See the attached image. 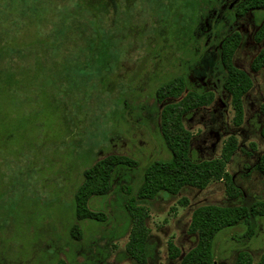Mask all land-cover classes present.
Listing matches in <instances>:
<instances>
[{"label":"rangeland","instance_id":"1","mask_svg":"<svg viewBox=\"0 0 264 264\" xmlns=\"http://www.w3.org/2000/svg\"><path fill=\"white\" fill-rule=\"evenodd\" d=\"M237 2L198 5L196 23L172 36L168 31L173 29L174 9L163 22L148 3L123 0V7L131 11V28L121 43L118 67L103 77L104 72L76 64L81 40L77 35L80 41L72 42L74 26L101 24L100 11L77 5L76 0H0V264H56L58 260L137 264L125 251L132 221L126 201L136 198L147 164L170 158L160 134L159 112L176 99L157 102L155 91L177 76L183 78L182 95L192 90L213 93L210 104L183 117L192 134L191 159L219 157L226 139L235 136L238 148L226 170L244 192L245 201L230 198L223 181H212L201 190L186 188L177 195L161 192L151 200H136L147 211L148 245L153 248L147 264H178L195 244L187 227L196 207L264 200V177L251 170L255 158L264 153L259 111L264 103V69L250 70L264 47V41L254 39L264 12L237 15ZM54 25L69 26L68 43L66 51L51 54L50 26ZM232 32L241 36L233 64L247 72L253 83L243 97L239 126L233 123L231 99L223 88L225 72L218 59L219 43ZM14 50L19 59H5ZM102 79L105 87L100 86ZM108 155L126 156L135 165L118 168L109 192L90 198L89 207L100 211L104 220L78 221L74 193L83 181L82 173ZM74 223L80 229L79 239L70 235ZM169 241L180 249L177 260L168 257ZM240 251L258 260L264 251V216L254 218L250 229L238 224L215 235L214 264H233Z\"/></svg>","mask_w":264,"mask_h":264},{"label":"trees","instance_id":"2","mask_svg":"<svg viewBox=\"0 0 264 264\" xmlns=\"http://www.w3.org/2000/svg\"><path fill=\"white\" fill-rule=\"evenodd\" d=\"M218 0H139L148 3L152 12L159 20L167 22L172 14L173 29L168 31L170 35L181 33L189 23H196L198 5L209 7ZM76 4L83 3L94 11H100L102 22L100 25L74 26L76 38L72 42L80 40V52L74 57L76 64L80 62L83 69L104 72L102 76H110L118 67L127 31L131 28V11L127 6L123 7V0H76ZM137 0H133L136 3ZM113 9V10H112ZM261 10L264 12V0H238L235 13L243 15L249 11ZM113 11L111 22H106L108 14ZM172 11V12H171ZM68 25L50 26V53L62 50L66 51ZM79 36V39L77 37ZM52 38V39H51ZM254 39L257 42L264 41V19L257 29ZM241 36L238 32H232L222 38L219 43L218 59L225 72L223 83L224 90L229 94L234 112L233 123L241 125L244 116L243 97L252 88L250 75L233 64V55L240 43ZM2 43V42H1ZM46 49V51H49ZM8 52L5 59L12 56L18 58V51ZM56 61L53 55H50ZM66 59V58H64ZM78 61V62H77ZM6 62V61H5ZM9 63V60H8ZM7 65V63H6ZM9 67V65H7ZM264 69V47L260 49L250 64V70L257 72ZM109 78V77H108ZM105 79L100 83L105 87ZM107 85V84H106ZM183 78L177 76L160 85L155 91L157 102L167 98L176 101L166 103L159 112V129L162 139L170 152L168 160H154L147 164L143 170V180L136 192V198L126 201V208L132 217L131 229L125 251L128 257L137 264H147L148 256L153 248L148 245L149 229L146 225L147 211L136 200H151L159 193L177 195L186 188L204 189L212 181H223L230 198H242L245 201L244 192L236 185L234 176L229 174L226 166L238 148L235 136H229L224 142L220 156L217 158L194 161L190 157V142L192 134L183 124V117L200 107L208 105L213 100L211 92L188 91L184 95ZM259 111L262 117L260 136L264 139V103ZM61 113H64L61 111ZM135 162L122 155H108L83 171V181L74 193V216L76 220H104L100 211H94L89 207L92 197L106 195L111 186L112 176L120 167H130ZM251 170L264 177V153L255 158ZM186 202V200H184ZM258 216H264V200L252 199L239 205L207 204L196 207L190 217L187 233L194 237L195 244L182 256L180 249L169 241L167 244L170 260H178V264H214L212 242L215 235L226 227L245 224L251 228V221ZM252 230L248 231L250 234ZM70 235L74 239L80 238V229L76 223L71 226ZM56 264H66L58 260ZM233 264H264V251L257 261L244 252H238Z\"/></svg>","mask_w":264,"mask_h":264}]
</instances>
